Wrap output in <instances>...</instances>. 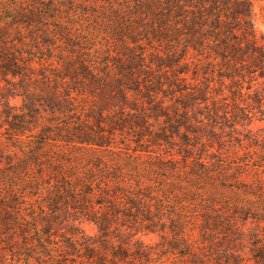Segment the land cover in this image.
Listing matches in <instances>:
<instances>
[{"label": "trees", "instance_id": "obj_1", "mask_svg": "<svg viewBox=\"0 0 264 264\" xmlns=\"http://www.w3.org/2000/svg\"><path fill=\"white\" fill-rule=\"evenodd\" d=\"M256 1L262 4L259 16L253 7ZM108 5L102 7L98 22L105 36L103 49L97 56L92 49L83 56L73 39L87 42L83 34L88 35L91 30H80L72 23L76 16L72 9L56 0L37 1L26 8L23 2L0 0V81L11 84L7 77L12 76L20 77L24 84L32 77L25 60L34 57L40 61L36 91L22 93L20 113L5 111L4 116L15 132L37 125L38 140L20 157L9 159V166L0 171V185L5 187L7 198L15 197L10 200L19 205L27 189L42 185V169L46 168L51 186L44 203L54 217L44 220L43 229L36 225L25 229L20 222L21 206L9 208L0 204L2 241L6 238L12 243L18 228V235L26 240L30 237L35 245L32 235L36 231L51 235L53 221L70 214L71 209L93 221L103 237L109 230V217L123 216L124 225L132 226L137 223L134 216L149 215L143 205L149 188L138 184L140 178L149 179L142 169L146 162L140 163L136 156L128 158L127 152L112 151L108 134L121 131L141 140L150 135L148 119L164 117L165 127L149 137L151 143L157 144L161 140L169 142L174 139L172 135L180 133L192 117L189 111L195 113L194 118L201 114L212 122L214 117L225 114L233 125L252 116L264 117V0H122ZM256 83L259 86L255 87ZM169 95L175 97L169 103L170 107L174 105L172 108L167 102L160 104ZM75 97L92 98L93 125L69 117L80 112L72 103ZM140 101L147 105H139ZM228 103L230 112L226 111ZM41 107L53 117L65 114L66 120L49 118L48 126H41ZM103 123L108 127L106 131L101 130ZM180 135L184 142L192 141L187 143L184 159L201 151L197 160L208 164L203 166L196 160L193 175L207 187L219 186L218 194H208L197 201L201 212H197L200 220L194 244L184 238L183 228L175 224V237L182 242V263L238 264L233 247L241 246L256 263L264 264V182L255 178L250 184H243L239 180L244 172H264V127L258 134L248 130L230 136L227 143L224 135L213 130L198 141ZM235 141L241 151L247 150L243 156L231 158L227 150ZM214 144L220 147L216 149ZM50 145L66 149L57 153L41 151ZM97 149L109 154L108 162L121 165L111 168L96 155L81 158L78 154H95ZM236 182L238 191L233 192V197L226 195L227 185ZM96 186L97 205L105 208L100 213L87 206ZM87 187L92 189L86 190ZM33 219L38 224L41 216ZM137 231L149 232L152 228ZM70 233L74 235L72 230ZM110 250L113 259L104 258L100 264H123L126 256L114 248ZM60 261L61 258L38 260L39 264ZM60 264H64L63 260Z\"/></svg>", "mask_w": 264, "mask_h": 264}, {"label": "rangeland", "instance_id": "obj_2", "mask_svg": "<svg viewBox=\"0 0 264 264\" xmlns=\"http://www.w3.org/2000/svg\"><path fill=\"white\" fill-rule=\"evenodd\" d=\"M8 1L13 2V4L23 2L26 8L41 0ZM56 1L62 4L64 8L67 6L68 9H72V12L76 13L72 23L76 24L78 29L91 30L88 35L83 34V40H87V42H79L73 39V42L79 45L78 52L83 56L89 55L87 52L92 49V54L97 56V52L103 49V44L105 43V36L98 26V22L103 13L102 7L107 8L109 6L108 2H115V4H118L121 3L122 0ZM261 5L262 4L257 1L253 4L257 16H259ZM68 9L64 10L68 11ZM10 13L11 12H9V14ZM68 20L71 21V19ZM101 23L102 21L100 22V26ZM259 28L262 29L263 26L259 25ZM150 48L151 46L146 47L148 50H151ZM17 49L19 50L18 47ZM25 62L28 63V67L32 72V74H30L32 77L29 81L23 84L20 77L13 78L12 76L7 77V80H9L11 84H6L3 80L0 81V171L9 166L8 162H10V160H15L20 157L24 150L34 146L35 141L38 140L36 138V133L39 128L37 125L28 126L27 129L23 131L15 132L9 128L4 120L5 111L20 113L22 109L23 92L31 93L35 92L37 89L36 87L38 84L35 80L37 79V68L39 67L40 61L32 57L25 60ZM51 63L53 66L56 64L54 61ZM49 67H52V65H49ZM254 86L257 87L259 84L256 83ZM225 94H228V92L225 91ZM157 97L162 98L161 95H157ZM174 98L175 97L171 96L168 100H160V104L163 105L165 104L163 102H167L169 108H172L174 105L170 107L171 104L169 103L174 101ZM75 100L76 101L72 103L74 107L78 110L80 109V112L70 114L69 117L77 118L84 122H88L89 125H93V119L90 117L92 113L91 108H93L92 98L75 97ZM80 102L82 105H80ZM5 104L7 105L6 108L4 106ZM138 104L141 106L147 105L145 101H140ZM226 108L227 112L232 111V107L229 103L226 105ZM46 110L47 108L44 107L39 109L38 117L41 126H48L49 118L58 119V121L66 120L65 114H56V116L53 117ZM180 110H182L181 107ZM184 113L185 112L181 114ZM193 114L195 113L192 111L188 112V115L192 116L190 119L188 118L189 123H187L184 128L181 127L180 133L172 135L174 139L169 142L161 140L158 141L157 144H153L149 141L150 135L158 133L161 128L165 127L166 118L164 117H159L160 119L149 118L147 134L150 135H146L141 140H137L136 137H131L127 135V133L121 131L112 133V135L108 134L109 137L111 136L112 138V151L119 153L127 152L130 156H128V158L136 156V158H139L140 163L146 162L147 166L142 167V169L147 172V178L149 179H146V177L140 178L138 184L149 188V197L143 202V205L149 210V215H146V217L141 215L134 216L133 219L137 220V223L132 226L124 225V222L121 220L123 216L109 217V222L107 223L109 230L106 237H103L93 221H89L85 216L71 209L69 211L70 214H62L53 221L50 225V227L53 228L51 235L41 234L36 231V234L32 235L35 237V245H33L30 237L28 240H26L25 237V239L21 238L20 235H18L20 233L18 228L12 243H8L9 241H7L6 238L3 239V241L0 240V264H39L38 260L45 258H57L58 260L61 258L60 263L63 260L64 264H100V261L104 258L105 260L113 259L110 248H114V250L116 249L126 256V258L124 257L123 259L125 260L123 264H183L179 252V246H181L182 242L179 241V238L175 237L176 234H178L176 233L175 224L183 228L184 238L186 237L188 242L194 244L197 236V226L200 220L197 212H201L197 205V201L200 198L204 199L208 194H218L219 186L216 184V188L212 186L207 187L205 182L199 181L198 177L193 175L192 166L195 164L197 157L200 156L201 151L193 152L191 157L185 160L183 157V154H185L184 150L187 143L190 144L192 141H190V143L189 141L184 142L180 134L188 135L191 140L196 138L198 141V139L203 140L205 138L204 136L210 130H213L218 135H224L227 143L230 136L245 134L248 130H251L254 134H258L264 127V117L258 119L259 117L252 116L233 125L232 119L228 118V116L225 117V114L217 118L214 117V122L207 120V118H204L201 114L194 118ZM175 118L176 116L174 119ZM187 126H190V129L187 128ZM100 127L101 130L104 131L108 128L105 123L101 124ZM234 144V146L228 148L227 151L230 152L228 156L231 158L243 156L247 149L241 151V146L238 147L236 141ZM243 146L245 148L247 147L246 145ZM60 147L61 146L56 148L51 145L44 146L41 148V151L45 153L51 151L52 153H57L66 149L65 146ZM214 147L217 149L220 146L214 144ZM136 148H143V150L145 149L146 151H135ZM71 153L74 152L72 151ZM86 153L85 151L78 152L81 158L96 155L97 159L102 160L111 168L119 166L120 164L108 162L109 154H107L104 149H97L95 154ZM215 154L216 152H214L213 156H215ZM197 163L204 164L203 166L208 165L206 162L200 161L199 158ZM121 167L125 169V166L122 165ZM161 168L175 169L164 171L160 170ZM42 170V178L44 179L42 185L38 189H27V192L24 193V198H20L19 205H15L11 202L10 199L15 197L9 196L7 198L5 187L0 185V204H4L9 208L21 206L22 211L19 214L22 218L20 222L22 225L26 226L25 229L31 228L33 225H36L39 229H43L44 220L46 218H54L51 216L53 213L47 209L44 203V198L48 196L47 191L51 186V183H49L51 179L46 173V168ZM108 171L110 173V170ZM104 172H106V170ZM252 172L253 171L244 172L239 180L242 181L243 184H250L255 178L264 182V172H259L258 174H253ZM122 175L123 174H121V176ZM137 176L139 175L137 174ZM107 179L108 177L106 181ZM194 179H196V181H194ZM112 180L114 182L115 179ZM237 184V182L228 184L225 189L226 195L233 197V192L238 191L235 187ZM88 189L91 190L92 188L87 187L86 190ZM92 190L93 193L91 195L93 196L88 199L87 206L96 213L105 211L104 206L97 205V186ZM19 191L24 192L23 189H19ZM80 192L81 190L79 193ZM191 196L194 197L189 199ZM243 198L244 196L242 200ZM158 204H160V208ZM118 210L126 212L125 208H119ZM35 216H41L38 224H35L33 219ZM148 227H151L152 231H137L138 229H145ZM71 230L74 232V235L70 233ZM233 250L238 259V264H258L249 256L245 247H233Z\"/></svg>", "mask_w": 264, "mask_h": 264}]
</instances>
